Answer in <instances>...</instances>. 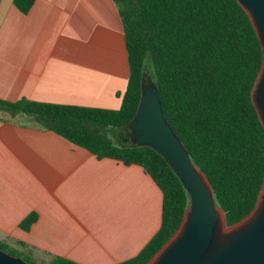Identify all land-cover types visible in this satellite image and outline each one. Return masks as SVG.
<instances>
[{
    "label": "crops",
    "instance_id": "1",
    "mask_svg": "<svg viewBox=\"0 0 264 264\" xmlns=\"http://www.w3.org/2000/svg\"><path fill=\"white\" fill-rule=\"evenodd\" d=\"M128 75L113 0H34L26 13L0 0V98L117 109ZM161 213L142 166L0 112V240L40 259L116 264L139 253Z\"/></svg>",
    "mask_w": 264,
    "mask_h": 264
},
{
    "label": "trees",
    "instance_id": "2",
    "mask_svg": "<svg viewBox=\"0 0 264 264\" xmlns=\"http://www.w3.org/2000/svg\"><path fill=\"white\" fill-rule=\"evenodd\" d=\"M113 1L129 68L119 108L0 98V112L26 116L98 158L143 167L162 192L161 224L136 256L116 264H145L177 230L189 202L159 152L120 140L115 131L123 136L130 129L146 71L164 116L211 182L215 202L232 225L252 211L264 178V127L251 99L262 47L238 0ZM33 2L13 0L22 13ZM35 219L30 213L20 227L28 229ZM0 249L29 264H79L58 256L38 259L4 240Z\"/></svg>",
    "mask_w": 264,
    "mask_h": 264
},
{
    "label": "water",
    "instance_id": "3",
    "mask_svg": "<svg viewBox=\"0 0 264 264\" xmlns=\"http://www.w3.org/2000/svg\"><path fill=\"white\" fill-rule=\"evenodd\" d=\"M238 2L248 14L262 47V63L251 99L264 127V0ZM129 127V139L159 152L189 198L179 227L145 264H264V178L252 211L227 225L224 210L215 202L211 182L191 161L187 148L164 116L153 82H143ZM0 264L29 263L0 249Z\"/></svg>",
    "mask_w": 264,
    "mask_h": 264
},
{
    "label": "rangeland",
    "instance_id": "4",
    "mask_svg": "<svg viewBox=\"0 0 264 264\" xmlns=\"http://www.w3.org/2000/svg\"><path fill=\"white\" fill-rule=\"evenodd\" d=\"M151 82L152 81L150 80V73L148 71H146L145 76H144V83H151ZM115 131H116V133H117L118 136H121V137H118V139L124 140V141H128L129 140V138L127 136L129 130L128 131H125V133L123 134V136H122L121 130L120 131L115 130Z\"/></svg>",
    "mask_w": 264,
    "mask_h": 264
},
{
    "label": "bare ground",
    "instance_id": "5",
    "mask_svg": "<svg viewBox=\"0 0 264 264\" xmlns=\"http://www.w3.org/2000/svg\"><path fill=\"white\" fill-rule=\"evenodd\" d=\"M219 218H220V223L222 224L223 223V219H222V212H221V210H219ZM221 227H222V225H221ZM224 229H222V231H223Z\"/></svg>",
    "mask_w": 264,
    "mask_h": 264
}]
</instances>
